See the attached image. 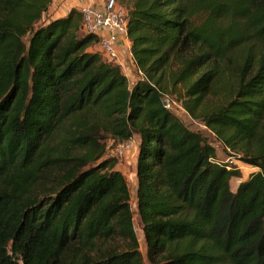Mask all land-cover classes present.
Instances as JSON below:
<instances>
[{"label": "trees", "instance_id": "obj_1", "mask_svg": "<svg viewBox=\"0 0 264 264\" xmlns=\"http://www.w3.org/2000/svg\"><path fill=\"white\" fill-rule=\"evenodd\" d=\"M52 1L0 0V264H144L104 151L134 136L151 264H264V0H131V85ZM167 99L255 169L235 191Z\"/></svg>", "mask_w": 264, "mask_h": 264}, {"label": "rangeland", "instance_id": "obj_2", "mask_svg": "<svg viewBox=\"0 0 264 264\" xmlns=\"http://www.w3.org/2000/svg\"><path fill=\"white\" fill-rule=\"evenodd\" d=\"M74 2H70L64 0L60 5H58L56 2H54V5L51 4L48 12L43 15L40 23L46 22L50 18H56L59 7H64L67 11L70 9H77L80 11V8L85 5H92L97 6L96 1L97 0H84V4L80 2V0H73ZM86 1V2H85ZM100 4L102 5L105 0H99ZM118 7L122 8L123 10L126 9V6L131 3V0H115ZM64 13V12H62ZM38 25H36L37 27ZM96 47H93L95 50ZM122 58V71L127 76V79L130 83V85L137 79L138 75L135 73V71L132 69V65H129V57L127 54H123ZM131 64V63H130ZM168 102V108L172 112V114L178 118L188 129L194 132L200 133L203 137L207 139V141L215 148L217 159L219 162L223 164H227L230 167H235L239 170L241 174L240 179L233 178L230 180V190L235 191L238 184L248 177L250 173L255 171L252 167L245 165L243 162L239 161L237 157L232 155V152L228 149H224L214 138V136L198 121H195L191 119L186 112L177 104L174 102H171L169 99H167ZM138 138L136 136L132 137L127 142L124 143H115L111 141L110 139H106L104 141V151L106 157H112L116 159V169L120 171L122 174L130 195V208L132 211V221H133V228L139 243L140 252L143 257L144 264H151L146 259V249L145 244L143 240V234H142V225L138 218L137 211H136V179H135V145Z\"/></svg>", "mask_w": 264, "mask_h": 264}, {"label": "built area", "instance_id": "obj_3", "mask_svg": "<svg viewBox=\"0 0 264 264\" xmlns=\"http://www.w3.org/2000/svg\"><path fill=\"white\" fill-rule=\"evenodd\" d=\"M80 12L83 30L96 39V50L103 58L120 66L122 52L131 58L126 13L115 0H105L98 6H82ZM165 106L168 107V103Z\"/></svg>", "mask_w": 264, "mask_h": 264}, {"label": "crops", "instance_id": "obj_4", "mask_svg": "<svg viewBox=\"0 0 264 264\" xmlns=\"http://www.w3.org/2000/svg\"><path fill=\"white\" fill-rule=\"evenodd\" d=\"M67 1H69V0H66V2ZM75 1H77V0H75ZM87 1V0H86ZM85 1V2H86ZM90 1H92V0H90ZM54 2H56L58 5H60L62 2H64V0H53L52 1V4L54 5ZM70 2H74L73 0H70ZM80 2L81 3H83L84 2V0H80ZM84 4V3H83ZM96 4H97V6L100 4V1L99 0H97L96 1ZM60 9L58 10V12H57V15L55 16L56 18H60V17H64L65 15H67V13L70 11H65L66 9L64 8V7H59ZM62 12H64V13H62ZM131 58H129V65L131 66L132 65V69L134 70V66H133V64L131 63ZM137 145H138V140L136 141V145H135V156H136V151H137ZM254 169V168H253ZM255 170V169H254Z\"/></svg>", "mask_w": 264, "mask_h": 264}]
</instances>
